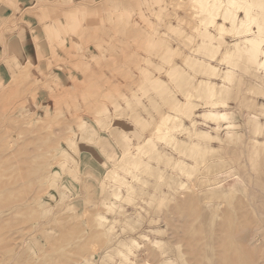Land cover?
Wrapping results in <instances>:
<instances>
[{
    "label": "rangeland",
    "instance_id": "rangeland-1",
    "mask_svg": "<svg viewBox=\"0 0 264 264\" xmlns=\"http://www.w3.org/2000/svg\"><path fill=\"white\" fill-rule=\"evenodd\" d=\"M260 1L0 0V264H264Z\"/></svg>",
    "mask_w": 264,
    "mask_h": 264
},
{
    "label": "bare ground",
    "instance_id": "bare-ground-1",
    "mask_svg": "<svg viewBox=\"0 0 264 264\" xmlns=\"http://www.w3.org/2000/svg\"><path fill=\"white\" fill-rule=\"evenodd\" d=\"M204 1V5L201 6L202 10H215L218 9L221 5H224V2L228 3L229 5H232V4H238V0H203ZM209 3L211 5H209ZM248 4H251V3H248ZM260 5H263L264 6V3L262 1L259 2ZM251 5H247L246 6V9L249 10ZM248 13V12H247ZM250 16V14H248ZM249 40L252 41V43L255 45L254 48H251V51H252V55L254 54V63H255V67H256V70H264V46H263V43H264V39L262 38V36L260 37H256V38H253V37H249L248 38ZM262 53L263 56L260 57L259 59H257V56L259 55V53ZM213 116L214 115H218L219 117H222L224 116L223 113H211ZM227 234V233H226ZM226 236V235H225ZM223 241V240H222ZM203 250H206V248H204ZM201 250V251H203ZM226 253V252H225ZM236 257L235 258H231L233 260H229L227 259L226 257L224 258V261L222 259H218L216 261H221L223 262V264H237L238 262H246V261H243L241 255L239 252L236 253ZM235 255V253H234ZM223 257V256H221ZM220 257V258H221ZM232 257V256H231ZM155 259H158V258H155ZM160 260V259H159ZM158 261V260H156ZM249 261V260H248ZM215 264V263H214ZM243 264V263H242ZM249 264H250V261H249Z\"/></svg>",
    "mask_w": 264,
    "mask_h": 264
}]
</instances>
